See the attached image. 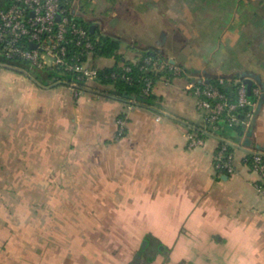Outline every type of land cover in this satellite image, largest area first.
I'll use <instances>...</instances> for the list:
<instances>
[{
    "label": "crops",
    "instance_id": "obj_1",
    "mask_svg": "<svg viewBox=\"0 0 264 264\" xmlns=\"http://www.w3.org/2000/svg\"><path fill=\"white\" fill-rule=\"evenodd\" d=\"M91 1L110 6L108 0ZM135 1L136 21L118 27L101 20L106 14L82 16L94 30L122 41L120 61L91 54L87 63L112 67L147 51L179 64L182 75L155 82L152 93L160 109L129 107L108 97L106 86L96 80L75 97L68 83L53 81L44 71L32 78L1 67L0 179H46L58 188L64 183L56 182L71 181L73 195L103 197V210L116 213L114 226L136 229V242L142 244L151 234L157 239L153 244L172 245L173 252L178 244L203 245V264H264V197L254 186L257 174L243 161L250 148L264 152V103L244 134L225 127L222 134L206 136L201 147H189L187 138L190 126L204 123L190 82L243 71L264 82V44L255 46L249 39L257 19L255 3ZM124 12V18L132 15ZM212 28L221 31L210 50L203 39L189 46L203 32L208 37ZM123 114L128 116L126 132L117 138V118ZM219 138L235 145L234 174L215 169Z\"/></svg>",
    "mask_w": 264,
    "mask_h": 264
},
{
    "label": "rangeland",
    "instance_id": "obj_2",
    "mask_svg": "<svg viewBox=\"0 0 264 264\" xmlns=\"http://www.w3.org/2000/svg\"><path fill=\"white\" fill-rule=\"evenodd\" d=\"M74 1L77 16H83L85 8L81 0ZM250 1L255 3L257 19L250 26L249 39L257 46L264 44V25H262L264 22L261 24L264 18V0ZM115 2L116 6L112 7L113 12L102 16L101 20L105 24L110 23L118 27L137 17L138 2L135 0H115ZM90 3L91 5L86 9L87 17L95 19L105 14L107 4L104 3V6L100 3L94 5L92 1ZM107 3L111 5L109 1ZM124 11L132 13L125 15V18L129 17L127 20L123 16ZM260 13H262L261 17ZM132 16L134 18H131ZM84 20L87 18L84 17ZM101 20L97 21L100 26ZM207 31L208 37L206 32H203V37L191 39L190 42L193 44L189 46L194 48L203 39V41L207 40L205 49L210 50L216 44V33L220 32L221 28ZM5 68L25 71L32 78H35L36 72L42 73L34 67L27 70L12 66ZM5 68H0V75ZM48 72L44 71L46 74ZM8 75L14 73L9 72ZM226 128L235 131V128L227 126ZM2 166L7 167L5 164ZM3 171L4 177L9 176L5 170ZM61 182L64 183L63 189ZM56 183L61 186L59 185L58 188L55 183L47 182L46 179H0V264H203V245L178 244L177 251L173 252L172 245L157 243L159 252L152 245L157 241L153 235L147 234L148 238H145L141 244L136 242V229L114 226L116 221L114 220V223L113 216L116 213L103 210V197L73 195L70 189L71 181L63 180ZM99 200L101 203L98 202ZM145 242L149 245L146 257H142L137 263L130 262ZM188 247L191 248L190 252L187 250Z\"/></svg>",
    "mask_w": 264,
    "mask_h": 264
},
{
    "label": "built area",
    "instance_id": "obj_3",
    "mask_svg": "<svg viewBox=\"0 0 264 264\" xmlns=\"http://www.w3.org/2000/svg\"><path fill=\"white\" fill-rule=\"evenodd\" d=\"M74 4V0H0V58L3 59H0V68L17 62L29 65L30 69L69 74L71 79L67 83L74 96L82 94L80 82L86 84L97 80L102 68L87 63V58L93 54L94 42L89 29L78 22ZM139 68L143 71L140 78L144 83V95H149L155 85L149 72L165 70L172 76L185 72L182 66L161 55L144 57ZM132 70L131 65L121 64L120 69L104 76L113 81L123 79L132 83ZM219 78L218 84L211 83L210 78L209 81L203 78L190 82L189 90L197 100L204 123L210 128H205L204 132L215 135L226 126L240 125L244 134L255 120L261 87L254 85L250 96L246 83L237 79L236 95L232 96L223 90L224 77ZM133 105L134 99L128 103L129 107ZM160 118L157 116V120ZM127 122L126 114L117 118V138L125 135ZM187 138L189 147H201L206 140V136L197 135L190 129ZM234 147V143L219 138L214 153V165L219 174L236 172ZM243 161L257 174L254 186L264 197V152L250 148L245 151Z\"/></svg>",
    "mask_w": 264,
    "mask_h": 264
},
{
    "label": "trees",
    "instance_id": "obj_4",
    "mask_svg": "<svg viewBox=\"0 0 264 264\" xmlns=\"http://www.w3.org/2000/svg\"><path fill=\"white\" fill-rule=\"evenodd\" d=\"M91 0H81L83 8H85V13H87L86 9L91 5L90 3ZM111 5L108 6L104 13L105 14H110L112 11L113 5H115V0H108ZM77 20L79 23L87 27L90 31L92 40L94 42V50L93 54L97 56H103V57H116L118 61L121 60V55L119 54V49L121 47V39L115 36H111L108 34H102L99 33L97 29L94 30V32H91L90 26L92 21L84 20V18L81 16H77ZM159 54H156L155 56H158ZM146 56H154L150 52H144L143 55L138 59V60H127L124 61L122 64H129L132 66V72L131 75L134 77V81L132 83L119 79L117 81H113L109 78H106L104 74H109L111 71L120 69L121 64H116L112 67H106L100 69V76L96 80L100 85L106 86L104 92L107 93L108 97H112L114 99L120 100L125 103H129L131 100L134 99V104L136 105H143L145 107H148L149 109L152 110H159L161 107V103L159 98L154 95L152 92L149 95H144L142 93V87H143V81L140 78V76L143 74V71L140 70V64L144 57ZM162 56V55H161ZM164 57V56H163ZM138 61V62H137ZM23 64V63H21ZM48 77L52 79L53 81H61V82H66L67 80L71 79V75L69 74H60L57 71H52L49 70L48 72ZM149 75L152 76L153 80L156 82L159 78L165 76L167 78H170L172 74L168 71H160L157 73L149 72ZM35 77H39V73H35ZM224 79L226 81L225 85L223 86V90L226 91L227 93L231 94L232 96L236 95V88H237V83L235 81L237 79L235 78H230L228 76H224ZM219 76L217 77H210V82L214 84L219 83ZM85 83L80 82V86L83 87ZM205 128L209 127L206 126L205 123L203 125H196V126H190V130L193 131L197 135L201 136H209L208 133H205ZM224 128H222L220 131H218V134L224 133ZM235 131L238 133V135H241L243 133V127L242 126H237L235 127ZM153 247L157 249V251L160 252L159 246L156 244L154 245L152 243ZM148 242L145 245H141L135 254L134 258L130 262H135L137 263L140 261L142 257L145 256L146 253H148ZM146 257V256H145ZM130 264V263H128ZM140 264V263H139Z\"/></svg>",
    "mask_w": 264,
    "mask_h": 264
},
{
    "label": "water",
    "instance_id": "obj_5",
    "mask_svg": "<svg viewBox=\"0 0 264 264\" xmlns=\"http://www.w3.org/2000/svg\"><path fill=\"white\" fill-rule=\"evenodd\" d=\"M94 28H95V25L90 26L91 32H94ZM35 46L36 45H32V47H35ZM0 59L3 60L2 58H0ZM172 62H174V61H172ZM11 64H12L13 68L22 67V68L30 69V66L27 64H21V63H17V62H11ZM9 67H11V66H9ZM222 77H224V76H222ZM228 77L235 78V79H242L247 85L248 92H249L250 96H251L252 87L254 85L258 84L261 87L262 94H261V97L259 99L257 112H256V114H257L259 112V110L261 109L263 103H264V82L262 81L261 76L258 74H255V73L243 71L241 73L228 75ZM207 81H209V78L207 79ZM247 143H249V140H247Z\"/></svg>",
    "mask_w": 264,
    "mask_h": 264
}]
</instances>
